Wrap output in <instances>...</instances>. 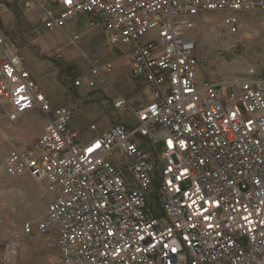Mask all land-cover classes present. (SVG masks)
<instances>
[{
    "label": "built area",
    "instance_id": "obj_1",
    "mask_svg": "<svg viewBox=\"0 0 264 264\" xmlns=\"http://www.w3.org/2000/svg\"><path fill=\"white\" fill-rule=\"evenodd\" d=\"M14 4L38 11L49 30L87 14L149 95L137 107L118 92L112 106L133 124L98 132L94 122L97 134L83 140L75 108L54 105L0 27L5 118L46 115L35 147L12 148L3 162L49 195L24 232L46 235L56 264H264V79H201L197 57L201 14L224 13L223 28L237 35L240 12L264 11V0H0V12ZM114 69L93 63L69 87L104 88Z\"/></svg>",
    "mask_w": 264,
    "mask_h": 264
},
{
    "label": "rangeland",
    "instance_id": "obj_2",
    "mask_svg": "<svg viewBox=\"0 0 264 264\" xmlns=\"http://www.w3.org/2000/svg\"><path fill=\"white\" fill-rule=\"evenodd\" d=\"M10 10L20 20V27L18 25L14 34L8 36L19 41L27 68L37 72L34 74L38 83L54 105L66 103L75 108L77 113L72 126L83 140L95 136L96 131L90 129L94 122L99 125L98 132L120 121L133 124L130 113L116 111L111 99L120 92L139 107L149 98L146 86L133 76L126 56L108 43L106 34L90 25L87 14L49 30L41 24L38 11L29 12L28 20L23 8L15 5ZM239 15L241 29L237 35H230L223 28L224 13L200 15L197 57L203 79L218 80L225 76L264 79V11L240 12ZM1 22L0 12V27ZM29 27L31 30L24 32ZM35 27L39 28L38 34L32 32ZM77 34L81 38L71 43L70 39ZM236 38L241 41L235 48H229L227 45ZM58 51L63 55L61 60L54 56ZM107 61L115 66L110 85L95 90L69 87L70 79L86 73L93 63ZM7 109L0 100V264H56L59 249L47 246L46 235L24 232L25 223L37 221L45 214L48 193L31 175L12 177L4 172L3 166L10 149L35 147L44 130L46 115L33 110L19 121L10 122L4 116ZM161 146L159 144L158 148Z\"/></svg>",
    "mask_w": 264,
    "mask_h": 264
},
{
    "label": "crops",
    "instance_id": "obj_3",
    "mask_svg": "<svg viewBox=\"0 0 264 264\" xmlns=\"http://www.w3.org/2000/svg\"><path fill=\"white\" fill-rule=\"evenodd\" d=\"M27 12V14H26V16H27V19L28 20H30V18H29V15H28V11H26ZM37 12V11H36ZM1 20H2V22H1V24H2V26H1V29L3 30V32H5L6 34H7V30H15L16 28H19L20 27V25H19V27H18V24H17V18L15 17V15L13 14V12L9 9V10H7V11H1ZM30 23L32 24V25H34L35 23H33V22H31L30 21ZM38 27H35L33 30H32V32H36L37 34H38ZM8 35V34H7ZM37 39H39V36H38V38ZM33 73H37L35 70H34V72ZM199 77L202 79V77H201V75H200V70H199ZM46 92L48 93V91L46 90ZM49 95V94H48ZM96 134H97V132H96Z\"/></svg>",
    "mask_w": 264,
    "mask_h": 264
},
{
    "label": "trees",
    "instance_id": "obj_4",
    "mask_svg": "<svg viewBox=\"0 0 264 264\" xmlns=\"http://www.w3.org/2000/svg\"><path fill=\"white\" fill-rule=\"evenodd\" d=\"M12 6H15V4H14V5H11V8H12ZM17 24L20 25V20H18V19H17ZM30 30H31V27H29V30L24 31V32L27 33V32H29ZM12 31H13V30H8V31H7V34H12V35H13V34H14V31H13V32H12ZM24 32H22V33H24ZM70 78H71V77H70ZM71 80H72V79H70V81H71Z\"/></svg>",
    "mask_w": 264,
    "mask_h": 264
},
{
    "label": "snow or ice",
    "instance_id": "obj_5",
    "mask_svg": "<svg viewBox=\"0 0 264 264\" xmlns=\"http://www.w3.org/2000/svg\"><path fill=\"white\" fill-rule=\"evenodd\" d=\"M69 2H70V0H69ZM90 151H91V149H90Z\"/></svg>",
    "mask_w": 264,
    "mask_h": 264
}]
</instances>
